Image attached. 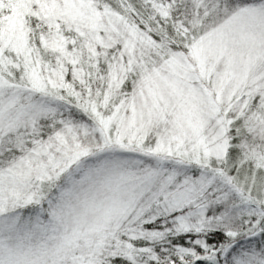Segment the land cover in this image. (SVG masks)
Here are the masks:
<instances>
[{
    "label": "snow or ice",
    "instance_id": "snow-or-ice-1",
    "mask_svg": "<svg viewBox=\"0 0 264 264\" xmlns=\"http://www.w3.org/2000/svg\"><path fill=\"white\" fill-rule=\"evenodd\" d=\"M0 264H264V0H0Z\"/></svg>",
    "mask_w": 264,
    "mask_h": 264
}]
</instances>
